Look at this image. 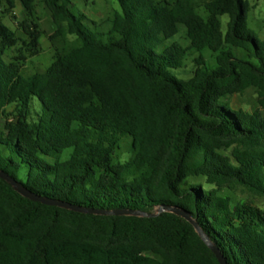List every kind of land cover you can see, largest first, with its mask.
<instances>
[{
  "label": "trees",
  "instance_id": "16d2710c",
  "mask_svg": "<svg viewBox=\"0 0 264 264\" xmlns=\"http://www.w3.org/2000/svg\"><path fill=\"white\" fill-rule=\"evenodd\" d=\"M19 1L17 31L2 18L18 0H0V169L86 209L180 208L228 264H264V209L224 193L264 198V43L248 26L249 1L116 0L96 20L74 0H43L54 59L31 75L23 68L43 51L38 0ZM182 29L190 45H167ZM189 51L198 56L185 80L173 70ZM245 96L251 110L233 105ZM125 136L131 154L116 160ZM0 264L221 263L173 212H79L27 198L0 177Z\"/></svg>",
  "mask_w": 264,
  "mask_h": 264
},
{
  "label": "rangeland",
  "instance_id": "374dc122",
  "mask_svg": "<svg viewBox=\"0 0 264 264\" xmlns=\"http://www.w3.org/2000/svg\"><path fill=\"white\" fill-rule=\"evenodd\" d=\"M250 5V10L248 12V26L250 30L255 34L261 43H264V0H248ZM75 7L78 12L87 13V15L92 19H100L107 15L113 8H117L116 0H88L87 3L85 0H74ZM37 17L39 25L43 31V36L41 39L43 51L32 57L29 61L26 62V65L23 68L25 75H31L36 72L45 71L49 65L53 62L54 59V49L51 46L49 36L54 32L55 25L50 16L49 10L45 7L43 0H38L37 2ZM25 18L23 12V7L18 0L16 9L13 12L3 19L4 23L8 25L13 30H19L20 22ZM222 28L225 32L227 29V22L229 17L227 15L221 16ZM18 35L21 36L20 32ZM174 41L180 42L183 46L188 47L190 45V40L187 36L186 29H182L179 34L173 38L166 41V44L169 45ZM238 54L243 55V51L240 49L236 50ZM198 54H194L189 51L188 56L185 60V65L182 68L173 70V73L181 79H189L193 76L194 70L196 68L195 58ZM206 60L210 65H213L212 53L206 51L204 53ZM37 104L39 103L38 99L34 100ZM233 105L235 107H245L249 110L252 109V105L248 102L247 97H235L233 100ZM13 109V106H9L7 111L10 112ZM3 116H0V127H3ZM121 147L116 151V160L125 161L129 158L131 154V139L129 136L124 137ZM224 193L229 194L234 198L235 201L246 200L251 201L254 205L264 209V198L255 196L248 191L238 190L230 191L225 190Z\"/></svg>",
  "mask_w": 264,
  "mask_h": 264
},
{
  "label": "water",
  "instance_id": "95a60500",
  "mask_svg": "<svg viewBox=\"0 0 264 264\" xmlns=\"http://www.w3.org/2000/svg\"><path fill=\"white\" fill-rule=\"evenodd\" d=\"M0 177L5 179L10 184H12L17 192H19L20 194H22L23 196H25L27 198H30V199L35 200V201H40V202L45 203V204L58 205V206L68 208V209H72V210L79 211V212H95V213L121 214V215L124 214V215H136V216H142V217H155V216H158L165 211L173 212V213L178 214V215L184 217L185 219H187L195 227V229L199 233L200 237L207 244V246L214 252V254L217 256V258L221 264H228L227 259L224 256V254L222 253L219 246L211 240V238L200 227L199 223L192 217V215L190 213H188L187 211L182 210L180 208L163 206V207L159 208L154 213L140 211V210H117V211H113V212L96 211V210L86 209L83 207L72 205V204L67 203V202L57 201V200L49 199L46 197H41V196L37 195L36 193L32 192L31 190L27 189L26 187H24L23 185H21L19 182H17L14 178H12L10 175H8L6 172H4L1 169H0Z\"/></svg>",
  "mask_w": 264,
  "mask_h": 264
}]
</instances>
